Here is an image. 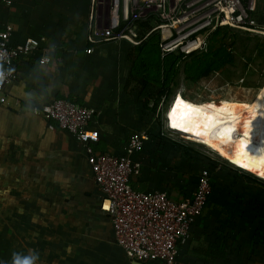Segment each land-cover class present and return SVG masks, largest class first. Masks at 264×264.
Here are the masks:
<instances>
[{
	"label": "crops",
	"instance_id": "0c3cea01",
	"mask_svg": "<svg viewBox=\"0 0 264 264\" xmlns=\"http://www.w3.org/2000/svg\"><path fill=\"white\" fill-rule=\"evenodd\" d=\"M253 16L264 30V0H255ZM99 18L94 0H13L10 5L0 0V30L11 28V42L28 37L40 42L39 48L14 61L17 78L0 90V264H10L14 251L31 249L40 254L38 264L136 262L115 242L106 198L94 179L83 143L32 111L58 97L77 99L78 104L95 110L90 127L100 135L96 150L115 155L124 152L133 134L147 132L136 128L128 73L121 59L109 75L103 70L106 74L102 73L100 84H93L101 73L91 69L95 55L99 47L110 43L85 52L89 25ZM45 54L50 60L41 63ZM129 67L128 62V71ZM158 142L160 138L152 140L148 134L136 153L141 171L132 177V186L142 191L165 190L174 200L190 197L194 185L180 173L160 169L163 156ZM173 158L165 162L179 164ZM216 215L207 205L191 225L187 241L180 245L181 264L227 262H208L190 252L212 239Z\"/></svg>",
	"mask_w": 264,
	"mask_h": 264
},
{
	"label": "built area",
	"instance_id": "2783aa9c",
	"mask_svg": "<svg viewBox=\"0 0 264 264\" xmlns=\"http://www.w3.org/2000/svg\"><path fill=\"white\" fill-rule=\"evenodd\" d=\"M10 5L13 0H4ZM107 4L98 22L89 25L85 52L109 42L128 46L141 44L158 32L160 58L171 52L187 55L206 51L209 35L218 27H230L251 33H262L253 16L255 0H104ZM105 21V25L99 23ZM152 25L149 30L143 23ZM40 47L34 37L11 42V28L0 30V69L5 72L4 86L17 78L14 61ZM46 53L48 51L44 49ZM41 63L50 60L45 54ZM9 69L13 71L9 75ZM33 113L57 123L77 141L83 143L94 179L105 195L106 213L116 244L124 254L137 262L159 261L181 264L180 245L190 234L191 225L201 214L211 193L210 173L202 169L190 197L174 200L165 190L142 191L132 186L131 179L141 171L136 153L148 140V133L133 134L119 155L101 152L98 130L90 127L95 110L73 100L58 97L48 104L34 106ZM166 128L170 129L167 125ZM161 136H166L160 132ZM168 136V135H167Z\"/></svg>",
	"mask_w": 264,
	"mask_h": 264
},
{
	"label": "rangeland",
	"instance_id": "374dc122",
	"mask_svg": "<svg viewBox=\"0 0 264 264\" xmlns=\"http://www.w3.org/2000/svg\"><path fill=\"white\" fill-rule=\"evenodd\" d=\"M94 1L99 14L104 13L103 8H106L107 13L106 1ZM99 23L105 25V21ZM262 31V33L249 32V34L239 32L248 36L250 40L246 42L248 48H244L243 43L240 44L237 41L238 56L231 68L234 74L229 79L225 78L221 71H216L195 83H187L182 69H180L176 78L177 86L171 93H168L164 101L160 102L156 113L150 112L142 106L143 100L153 93L155 88L143 86L133 78L127 82V92L136 105L131 104L134 117L138 120L136 128L147 131L150 138L154 135L160 138V142L156 143V146H160V157L163 156L160 169L172 171L174 174L180 173L181 177L187 180L186 183L190 185L194 184V180H189L194 177L193 173L196 172L195 176L197 177L202 169H208L213 181V191L209 201L210 205H213L209 206V209L212 211L214 205L223 203L234 205L235 226L229 231L232 238L230 243L232 250L228 261L222 264H264V239L254 236V233L257 232L264 238V184L243 176L242 170L232 166L228 161L204 146L188 140L180 133L169 131L166 128L165 112L175 93H180L183 97L193 101L227 96L245 100L251 96L253 91L264 84V30ZM227 37L231 38V34ZM255 45H258V48ZM126 50L127 46L124 42H110L102 48L99 47V52L95 55L96 61L91 69L96 75L101 73L93 84L101 83L100 80L105 77L102 74L105 73L103 70L107 71L109 75L111 71L119 67V59H121L123 71L128 73ZM111 55L118 59L110 58ZM248 56L252 58L251 61L246 60ZM245 60L247 66L244 70L242 64ZM160 132H164L166 136L160 137ZM185 152L189 159L183 155ZM171 155L179 164L172 165L165 162Z\"/></svg>",
	"mask_w": 264,
	"mask_h": 264
},
{
	"label": "trees",
	"instance_id": "16d2710c",
	"mask_svg": "<svg viewBox=\"0 0 264 264\" xmlns=\"http://www.w3.org/2000/svg\"><path fill=\"white\" fill-rule=\"evenodd\" d=\"M142 26L145 30H149L152 27L148 22L143 23ZM239 32L249 34L247 31L235 30L230 27H218L209 35L206 51H194L187 55L176 51L160 58L158 47L160 35L155 31L141 44L131 45L127 49L126 59L130 64L127 82L133 78L143 86H153L155 88L154 92L150 93L143 100L142 106L144 109L156 113L160 102L164 101L168 93H171L177 86L178 81L176 78L180 69H182L184 79L187 83H195L216 71H221L225 78L229 79L234 74L231 68H233L234 61L238 56L236 51L237 41L240 44L243 43L244 48H248L246 42L250 40L248 36L242 35ZM229 34H231V38L227 37ZM255 47L258 48V45H255ZM246 60L251 61L252 58L248 56ZM246 60L242 64L244 70L247 66ZM66 99L73 100L77 103V99H73L72 97H66ZM149 137H151L150 134ZM156 137V135L152 136L153 139H156ZM183 155L189 159L186 152ZM209 173L212 193L213 181L211 172L209 171ZM241 173L245 177L252 178V180L264 184V180L252 174L244 171ZM196 181L197 177L195 178L194 184H192L194 185L193 191L196 187ZM211 193L207 198L202 212L207 205L210 207L213 205H210L209 202ZM213 209L217 212V215L214 229L210 233L212 239L192 247L190 252L196 257L208 262H214L217 259L228 261L227 256L232 250L230 245L232 238L230 237L229 231L235 226V207L234 205L223 203L221 205H214ZM258 229H260L259 226ZM254 236L264 239L262 238L263 235L257 232L254 233Z\"/></svg>",
	"mask_w": 264,
	"mask_h": 264
},
{
	"label": "bare ground",
	"instance_id": "6f19581e",
	"mask_svg": "<svg viewBox=\"0 0 264 264\" xmlns=\"http://www.w3.org/2000/svg\"><path fill=\"white\" fill-rule=\"evenodd\" d=\"M165 117L176 133L264 180V84L245 100L193 101L175 93Z\"/></svg>",
	"mask_w": 264,
	"mask_h": 264
},
{
	"label": "clouds",
	"instance_id": "9594fccd",
	"mask_svg": "<svg viewBox=\"0 0 264 264\" xmlns=\"http://www.w3.org/2000/svg\"><path fill=\"white\" fill-rule=\"evenodd\" d=\"M3 56V53H0V57ZM13 70L9 69L8 74L10 75ZM5 80V72L0 69V85L4 83ZM40 260V254L31 249L27 252H12L10 264H38Z\"/></svg>",
	"mask_w": 264,
	"mask_h": 264
},
{
	"label": "water",
	"instance_id": "95a60500",
	"mask_svg": "<svg viewBox=\"0 0 264 264\" xmlns=\"http://www.w3.org/2000/svg\"><path fill=\"white\" fill-rule=\"evenodd\" d=\"M134 263H135V264H140V262H137V261H136V262H134Z\"/></svg>",
	"mask_w": 264,
	"mask_h": 264
}]
</instances>
